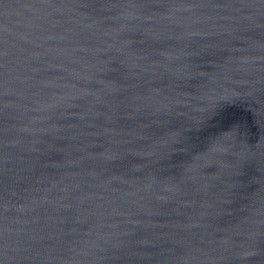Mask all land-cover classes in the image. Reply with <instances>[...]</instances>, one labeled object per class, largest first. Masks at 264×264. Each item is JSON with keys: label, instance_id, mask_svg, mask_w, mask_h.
Masks as SVG:
<instances>
[{"label": "water", "instance_id": "water-1", "mask_svg": "<svg viewBox=\"0 0 264 264\" xmlns=\"http://www.w3.org/2000/svg\"><path fill=\"white\" fill-rule=\"evenodd\" d=\"M0 264H264V0H0Z\"/></svg>", "mask_w": 264, "mask_h": 264}]
</instances>
